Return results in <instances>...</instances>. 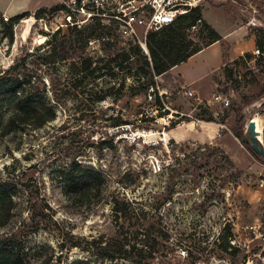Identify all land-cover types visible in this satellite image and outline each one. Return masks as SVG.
<instances>
[{"label": "rangeland", "instance_id": "374dc122", "mask_svg": "<svg viewBox=\"0 0 264 264\" xmlns=\"http://www.w3.org/2000/svg\"><path fill=\"white\" fill-rule=\"evenodd\" d=\"M40 1L43 5L34 12H0V74L7 71L56 113L42 127L22 124L7 133L14 106L6 102L0 109V181L7 182L13 201L10 218L0 225V246L20 254L24 264H71L79 258L94 264H140L146 251L111 262L100 256L94 242L117 236L114 209L130 201L146 211L159 206L163 215L144 222H156L150 238H136L139 249L143 244L156 247L149 264H264V158H255L241 140L227 153L218 142H178L166 135L177 115L201 114L199 105L216 121L229 111L234 130L242 117L243 138L250 119L260 116L264 122V55L254 54L256 48L264 51V0L198 4L236 7V13L230 6L203 7L204 18L219 33L237 23L259 30L251 56L228 62L202 101L187 96L179 83L166 94L163 79L137 74L143 57L132 48L138 45L147 55L153 30H122L123 22L111 16L122 0H103L98 6L86 0L95 19L83 13L82 0ZM174 2L175 9L184 7ZM7 3L0 0V6ZM23 12L31 16L15 25L10 42L7 23ZM201 31L193 28L190 37L202 41L206 32ZM237 35L229 34L227 40L233 43ZM124 51L131 54L123 62L118 55ZM88 57L93 66L99 62L100 74L80 71ZM115 61L123 63L112 75ZM215 93L229 97L230 105L209 102ZM203 94H210L208 88ZM74 162L106 177L102 197L92 204H74L66 195L59 171ZM136 219L128 220L131 231L140 228Z\"/></svg>", "mask_w": 264, "mask_h": 264}, {"label": "trees", "instance_id": "16d2710c", "mask_svg": "<svg viewBox=\"0 0 264 264\" xmlns=\"http://www.w3.org/2000/svg\"><path fill=\"white\" fill-rule=\"evenodd\" d=\"M41 10V9H40ZM38 10L35 14L37 16L40 13ZM31 16L27 12L18 13L13 16L9 23H7V30L5 36L13 42L14 40V27L20 22L21 19ZM98 18V17H93ZM6 25V24H5ZM202 27L201 32H206L202 41H195L190 37V32L195 27ZM258 31L256 30V44L258 39ZM222 40L221 34L204 18L203 6H194L188 8V11L181 13L177 18L167 25L162 26L158 30H153L147 38L148 53L143 54L140 46H134L132 51L141 54L143 57V63L140 65L137 74L142 72L145 76H149L153 79L160 75H163L169 71L172 67L181 64L186 61L195 53L199 52L203 48ZM261 51V50H260ZM131 51H124L121 55L122 61H127L130 57ZM264 55V51H261ZM251 56V52H246L239 58H247ZM123 62H117L112 65V75H116L117 70L122 66ZM93 59L88 57L85 58L80 66L78 67L81 72L100 74L102 67L99 62L93 66ZM141 78V77H139ZM141 80V79H139ZM162 97H166L163 94ZM104 97H100L99 100H103ZM157 101L162 109L161 97L158 95ZM12 104L13 111L7 117L6 128L10 132L13 130L20 129L23 124L30 125L34 128H39L45 125L47 122L53 120L56 117L55 109L52 105L42 100L38 96H32L26 93L22 85L14 78H11L7 74V71L0 74V109L6 103ZM198 108L202 109L201 114H208L209 118L201 117V114H197L194 118H188L185 115H177L178 120L172 121L171 128L176 127L178 124L184 121H190L192 119H201L204 121H216L213 118V113L209 109H204L201 105ZM166 114H170L168 109ZM162 116V115H160ZM230 116V112L226 111L223 115L222 122ZM242 117H237L236 129L234 134L242 141L244 146L250 150L252 155L256 157H262L255 153L250 144L246 142L245 137L241 131ZM173 140V139H171ZM59 178L64 184L66 195L74 204L87 205L99 200L103 195V190L106 185V177L104 174L92 166L83 165L79 162H74L59 171ZM11 191L8 188L6 181H0V217H4L0 225H4L11 214L12 204ZM159 206H154L152 209L145 210L142 208H135L130 201L123 204L121 207H116L115 210V223L117 226V236L105 240L104 237L99 240H94L97 244L96 249L102 258L111 262L116 261L120 258H127L130 254L135 251H140V255L143 251L147 254L144 255V259H141L140 264H149L148 260L154 258L157 249L155 246L143 244L142 249L137 246L138 242L136 238L139 234H143L145 237L150 238L155 223H149L148 226L144 222H149L150 218H162V214L159 211ZM140 209V212H137ZM137 218L139 221V229L131 231L128 227V220ZM144 231V232H142ZM227 236L232 237L230 229L228 230ZM146 247V250H144ZM89 251V250H88ZM133 256V255H132ZM142 256V255H141ZM145 260V261H144ZM0 264H24L20 254L15 253L13 250L5 246H0ZM71 264H94L89 259H76Z\"/></svg>", "mask_w": 264, "mask_h": 264}, {"label": "crops", "instance_id": "0c3cea01", "mask_svg": "<svg viewBox=\"0 0 264 264\" xmlns=\"http://www.w3.org/2000/svg\"><path fill=\"white\" fill-rule=\"evenodd\" d=\"M40 0H8L6 6H0V12L9 15H14L21 11H36L43 4ZM213 7H226L230 6L236 13V7L227 3L205 4ZM205 5L203 7H205ZM256 30L252 29L250 25L238 24L231 27L227 32H220L222 40L217 41L199 52L192 55L186 61L179 65L172 67L163 75L158 76L165 81L164 90L166 94L169 93L173 83H179L183 92L187 89L194 91L196 99L202 101L208 98L214 89V77L224 72V68L228 62L234 61L246 52H252L256 45ZM237 33V41L239 46H233V43L227 40L228 35ZM245 39H248L249 45H244ZM235 49H237L235 51ZM199 60L194 61V59ZM210 91V94H203V90ZM216 94V93H215ZM210 101L220 102L215 100L214 94ZM232 116H229L225 121H204L201 119H192L178 124L176 127L171 128L166 135L173 140L181 141H196L200 143H213L218 142L220 146L227 153L230 151L231 146H238L240 144L239 138L234 134V127L232 121H229Z\"/></svg>", "mask_w": 264, "mask_h": 264}, {"label": "built area", "instance_id": "2783aa9c", "mask_svg": "<svg viewBox=\"0 0 264 264\" xmlns=\"http://www.w3.org/2000/svg\"><path fill=\"white\" fill-rule=\"evenodd\" d=\"M83 5L81 4V10L83 13L87 14L89 18L94 17L95 13L91 11L87 12L85 8L86 0H82ZM180 1L184 7L182 9H175V2ZM202 0H122L117 7V11L111 14L112 17H115L117 20L123 22L121 29L128 34H133L136 32V29L139 26H144L147 31L149 30H158L162 26L172 23L179 14L185 13L188 11V8L197 6ZM94 4H102L103 0H92ZM151 6L152 11H148L147 7ZM71 16L69 19L71 20ZM77 23V22H75ZM146 44V43H145ZM144 50L147 51L145 45H143ZM256 56L261 55L259 48L254 50ZM187 96L193 97L194 91L187 89L185 91ZM214 98L217 101L224 103L225 106L230 105V98L222 93L214 94ZM261 186H264V179L260 182ZM255 226L251 225V229H254Z\"/></svg>", "mask_w": 264, "mask_h": 264}, {"label": "water", "instance_id": "95a60500", "mask_svg": "<svg viewBox=\"0 0 264 264\" xmlns=\"http://www.w3.org/2000/svg\"><path fill=\"white\" fill-rule=\"evenodd\" d=\"M245 140L250 144L252 150L264 158V138L263 133L256 129V123L250 119L247 123Z\"/></svg>", "mask_w": 264, "mask_h": 264}, {"label": "bare ground", "instance_id": "6f19581e", "mask_svg": "<svg viewBox=\"0 0 264 264\" xmlns=\"http://www.w3.org/2000/svg\"><path fill=\"white\" fill-rule=\"evenodd\" d=\"M253 120L255 121V123H256V129L258 130V131H260L261 133H263L262 131V129H263V127H264V122H263V120H262V118L260 117V116H256V117H254L253 118Z\"/></svg>", "mask_w": 264, "mask_h": 264}]
</instances>
